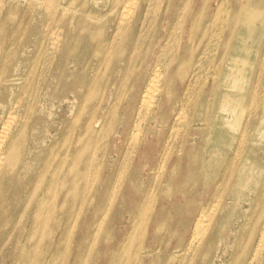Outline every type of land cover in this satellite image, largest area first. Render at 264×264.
Masks as SVG:
<instances>
[{
    "label": "bare ground",
    "instance_id": "obj_1",
    "mask_svg": "<svg viewBox=\"0 0 264 264\" xmlns=\"http://www.w3.org/2000/svg\"><path fill=\"white\" fill-rule=\"evenodd\" d=\"M18 1L8 16L21 8ZM35 1L26 10L31 27L20 36L25 53L0 67V90L21 85L0 113V263L69 260L73 246L74 264H95L96 245L112 242L113 206L135 188V197L125 195L127 204L134 198L133 218L119 228L123 246L107 254L108 264H193L209 260L204 250L216 244L222 263L264 264V0L233 2L227 28L218 32H211V12L225 0H106L102 11L73 6L75 0ZM259 3V10L252 6ZM154 4L165 7L162 21L175 15L162 37L152 33L159 23ZM40 52L42 62L34 59ZM116 55L124 61L117 70ZM115 70L134 72L130 92L122 96L120 85L107 84L95 106L99 81L109 82L106 74ZM204 71L207 101L199 97ZM190 105L191 125L183 128ZM199 165L212 172L203 176ZM187 176L201 180L182 183ZM211 176L207 204L190 205L183 231L163 236L161 203L173 194L193 200ZM86 194L98 203L87 224ZM228 199L237 212L221 211ZM79 236L89 237L88 247ZM39 247L46 249L33 255Z\"/></svg>",
    "mask_w": 264,
    "mask_h": 264
},
{
    "label": "rangeland",
    "instance_id": "obj_2",
    "mask_svg": "<svg viewBox=\"0 0 264 264\" xmlns=\"http://www.w3.org/2000/svg\"><path fill=\"white\" fill-rule=\"evenodd\" d=\"M12 0H3V3H1V11H0V57H1V62H0V67H9L8 65H6V59L9 58H13L16 57L17 55L21 58V56L25 53L26 51V47H24V44H22L25 41H20L22 37H24L25 35H23L27 29H29L31 27L32 24V16L30 13H26V10H28L29 6L31 3H35V0H22V1H18L19 2V6H21L20 9L16 10L15 14L13 16L9 15L8 16V11L10 13V10L8 9L9 4L11 3ZM17 1V0H16ZM109 2L111 0H108ZM253 1V0H252ZM21 2V3H20ZM44 2L48 3H55L56 5H62V2H69V0H44ZM104 2H106V0H101L99 3L96 2V0H75L74 1V5L76 7H79L81 4L86 3V5L90 4L89 6L94 7L95 9H97L98 11H102L103 7H104ZM233 2L240 4V2H245V0H225L223 3V6L221 8L220 11H218V9H215L213 12H211V17H212V22H210V27L211 32L213 31H217L220 30L221 27H225V29L227 28L226 25L229 23V20L227 19L228 15L232 13L233 11ZM241 3V4H242ZM250 5L247 4L245 8H248ZM255 8H257L258 10L261 9L263 7L262 3L259 4H255L252 5ZM152 10L154 12L158 11V18L159 19V23H158V27H155L152 31L153 35L161 37L162 32H165L166 28L170 27L171 22H173V17L175 16H167L166 20L162 21V17L163 14L165 13V7H163L162 9L156 10V5L154 4L152 6ZM104 11H106V9L104 8ZM186 12V11H184ZM3 15V16H2ZM16 17V18H15ZM13 18H15V23H17L16 26V31H18V35H16V40L13 39L12 35L16 32L12 31V23H13ZM231 20V19H230ZM183 22H185V19H182ZM164 24V25H163ZM59 25H60V21H59ZM178 32L181 30H177ZM226 33V32H225ZM179 34V33H178ZM21 36V38H20ZM151 37V36H150ZM149 39V36H148ZM31 41V40H30ZM148 43V42H147ZM248 46H250V43H247ZM144 50H146V48H144ZM117 52H121V49H119ZM144 52V51H143ZM143 52L140 55V60L139 63L141 64L142 59L144 57ZM43 52H40L39 55L37 54L35 56V60L37 59V61H41L43 60ZM107 62L109 61V58L106 60ZM124 63L122 56L120 55H116L115 58L113 59V62L111 64V69H115L117 70L118 67H121L122 64ZM138 63V66L140 65ZM146 63V60L145 62ZM137 63L133 62V65L131 66V68L136 67ZM33 66H30V68H32ZM15 69V68H14ZM110 69V70H111ZM173 69H175V66H173ZM114 71V72H107L106 76L112 78L111 80L106 81L103 78V82L100 80L97 88H96V93H97V101H96V105L99 104V102L101 101L102 97L104 96V94L107 92V84L109 86V88H113L116 84L120 85L121 87V91H122V96L128 95V93L131 90L132 84L134 83V72L133 71H127L125 72V74L123 75V72H119V71ZM210 75L209 71H204V73H202V75L200 76V82L203 80V82L200 85V89L203 88V92L201 94H199V97H203V100L205 99V101H207L211 96V84L208 81H205L204 83V78L206 76ZM26 83V82H25ZM11 85H6L4 86V88H2L1 90L3 92H1L0 90V113L3 110V101L5 96L9 93L11 94L12 92H16L17 91V86H21L20 84L18 85H14L13 87H9ZM182 87V86H181ZM180 85H178V88H181ZM13 88V90H12ZM33 87H29V92L31 93V91H33ZM20 93V92H19ZM211 93V94H210ZM18 94V93H17ZM198 93L195 92L193 99L197 98ZM18 96H20V94H18ZM22 97V96H21ZM25 97V96H24ZM31 97H27V100L30 99ZM26 100V101H27ZM26 103V102H25ZM68 108V107H67ZM194 107L193 106H189V120L185 121V125L183 126V128H187L189 127V125H191L190 123V119L192 116V112H194ZM184 124V122H183ZM105 140H107V137H104ZM199 173H201L203 176H207L210 172H212L211 167L210 166H206V167H202V166H197ZM213 176V174H212ZM210 178H206L204 180L203 185H201L200 187V192H197L194 195L193 200L190 201L189 197H185V196H169L166 197L165 201L161 203V206H163V208H166L164 210V213H162V217L158 218L156 217V220H158L160 222V225L163 226L162 228V235L165 236L172 233L174 230L177 229V233L178 232H182L183 231V220L185 219V217L188 216L189 212L188 207L191 205V207H194L195 204H199V205H204L207 204V202L209 201L210 197L212 196L213 193V189L215 186V179L213 177ZM140 179L139 185L142 183V181L144 180H148V175H144V176H138ZM201 180L200 176L198 177H191V176H187L186 178L183 179L182 183H190L192 185H195L197 183H199ZM167 182V180L165 181ZM133 185V184H132ZM137 187V186H135ZM136 191L135 188H129V191H127V193H130V196H134L133 191ZM126 191L124 193V195L122 196V200L117 202L115 204L114 210L112 211V213L114 214L112 217V223H111V228H113V238L110 239L108 242L112 241L111 244H107L104 245V240L105 239H100L101 241L96 245L97 249L100 247L102 248L99 254V259L97 260V262L95 264H108V259L109 257H107V254L110 253L114 246L118 247L119 249L122 248V242H120L121 239H118L117 237H121V234L118 233L119 228H123L125 224H128L129 220L133 218V213H134V204L132 202V200L134 199L133 197H129L130 198V202L127 204V202H125V198H126ZM95 194V192H94ZM94 194L92 195H83L82 199H81V206H85V210L83 213V217L81 219V223H85L87 224L88 219L90 217V213L91 210H93V208L98 204L94 198ZM228 197H232V193H229L227 195ZM86 197H88L87 199V203L83 202L82 200H85ZM121 198V197H120ZM98 200L102 203L103 201H101L99 198ZM177 202L180 203L181 207H178ZM190 207V208H191ZM180 208V210H179ZM238 210V205L236 204L235 200L233 199H228L227 202L223 205V208L221 209L222 212H237ZM186 214V216L184 217V215ZM179 216V217H178ZM125 228V227H124ZM179 235V234H178ZM223 235V234H222ZM225 235L228 236V233L226 232ZM89 237H85V236H79L78 241L82 242V244H87ZM152 239H150L149 235L146 236V243L147 245H149L148 242H151ZM203 243H198L197 248L200 249L202 247ZM221 246H223V244H221ZM88 247V244H87ZM49 248V246L47 247V249ZM46 248H41L39 247L37 250H33V255L36 254V252L38 251H43ZM66 249V248H65ZM64 249V250H65ZM72 251H73V246H71V252L68 254V258L69 260H35L37 261L36 264H74L77 260L72 259ZM144 250H142V255ZM204 253L206 254L207 259L209 260H194L193 264H226V262H228L229 260H220V255L224 254V251H222V248L218 247V245L216 244L215 247L212 249V251H208V250H204ZM231 251V250H229ZM203 253V255H204ZM7 263L6 264H15V260H6ZM33 261V260H30ZM126 260H123L122 264H125ZM131 264H149L150 261L149 260H130ZM171 260H162V264H165L166 262H169ZM179 260H176V262ZM186 261V263H185ZM193 261L191 260H181L180 263L183 264H190ZM157 263L160 262V260H156ZM2 264V263H0ZM129 264V261L126 263ZM168 264V263H167Z\"/></svg>",
    "mask_w": 264,
    "mask_h": 264
}]
</instances>
